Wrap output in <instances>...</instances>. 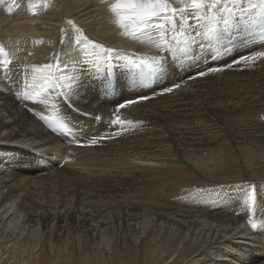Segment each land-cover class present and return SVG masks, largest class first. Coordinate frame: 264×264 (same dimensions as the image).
<instances>
[{"label": "bare ground", "instance_id": "obj_1", "mask_svg": "<svg viewBox=\"0 0 264 264\" xmlns=\"http://www.w3.org/2000/svg\"><path fill=\"white\" fill-rule=\"evenodd\" d=\"M0 1L9 23L0 30V37H18L22 42H0V250L3 244L7 248L0 264L11 263L4 260L8 249L20 250L26 245L25 257L16 264H29L27 256L44 245L46 236L61 239L65 227L99 236L100 243L108 246L109 236L126 226L140 231L141 238L154 229L171 230L178 235L177 249L188 255L184 264H264V180L257 186L258 205L246 203L248 198L240 201L243 194L239 191L237 200V189L227 186L206 202V208L201 207L206 211L170 205L166 209L154 198L143 197L145 177L172 162L164 161L171 156L167 153L171 146L177 153L208 148L212 155L220 154L219 140L210 137L216 129L213 124L234 131L243 125L234 123L233 114L240 121L243 115L264 112L262 57L246 62L228 59L226 64L232 69L211 75H198L202 71L194 67L199 62L189 67L175 61L166 70L178 50L183 51L182 46L213 54L208 67L217 62L226 34L206 44L194 43L198 35L227 32L229 24L261 31V0H252L255 6H247L246 0H218L216 4V0H206L198 11H185L169 27L152 29L139 39L124 34L131 29H122L115 22L111 5L116 0H73L70 7H76L80 16L73 21L58 20L69 31L67 53L60 55L59 65L53 64L49 72L33 75L21 73L23 60L33 59L24 58L26 39L21 36H41L35 29L41 22L53 26V15L44 22L42 10L32 13V4H43L40 0ZM169 3L178 9L189 7L188 0ZM14 4L19 5L15 15L9 12ZM225 8L231 11L224 12ZM210 16H215L212 30L203 25L210 23ZM92 36L107 42L116 37V44L105 49V45L94 44ZM240 36L247 34L242 31ZM263 47L264 43L255 47L252 56ZM81 52L92 65L85 71L75 65L81 58L75 55ZM222 54L220 57L226 56ZM223 72L235 75L225 80ZM247 75L258 86L236 90V82ZM157 81L158 85H152ZM164 81L176 90L168 100H159ZM207 120L214 121L210 132L194 129L198 124L199 128L210 126H203ZM200 152L201 158L206 157V151ZM22 235L28 236L27 243H22Z\"/></svg>", "mask_w": 264, "mask_h": 264}, {"label": "rangeland", "instance_id": "obj_2", "mask_svg": "<svg viewBox=\"0 0 264 264\" xmlns=\"http://www.w3.org/2000/svg\"><path fill=\"white\" fill-rule=\"evenodd\" d=\"M40 1H42L43 4H39L38 2L32 4V13L38 14L39 12L43 11L42 13L46 17L44 22L49 21V16L53 15L55 23L53 24V26H50L47 23H39L35 31L42 34L41 36H36L35 34L29 35V38L26 36H21L22 39H26L25 44L30 45H24L23 47L25 49L24 58L33 57V59L29 61L26 59L23 60V64L20 65L21 73L25 72L28 75H33L36 72H49L52 69L53 64H55L56 66L59 65L60 55L62 53H67V49L69 47V41L67 39L69 31L67 32L66 30H64V26L60 25L58 20L66 18L73 21L75 18L80 16V14L78 13L79 10L76 7H70L72 2H74L73 0ZM44 1L46 3H44ZM214 3H218V0H216ZM260 4L264 7V0H261ZM246 5L255 6L256 3H254V1L252 0H246ZM18 6L19 5L14 4V9L12 8L9 12H14L13 15H15V10L19 9ZM35 8L37 10H35ZM66 8L70 9V11L66 12ZM255 10L256 12L258 11V9ZM55 11L56 13H54ZM43 15L41 14V16ZM261 15L264 17V10L262 11ZM210 18V23L203 25L206 28L208 27L210 28V30H212L210 25L213 18L215 19V16H210ZM213 22L221 23L218 21ZM8 24L9 23L7 15L1 9L0 1V30L5 29ZM237 26L238 25L229 24L227 26V32H219L217 30V34L211 32L209 37H205L203 35L196 36V34H194L198 40L194 43L199 42L201 44H206L210 41H213L220 34H226L225 41H223L224 46L220 48L222 52H220L219 50L217 51L218 60L216 63L218 64L213 63L214 65L208 67L207 64L210 63L208 62V59L210 58V56H213V54H206L203 51H201L200 54L199 51H189L188 47L182 46L183 51L178 50L179 55L175 56L172 62L167 63L166 70L175 61H178V63H182L185 66L189 67L199 62L195 65L194 69L200 70L202 72H204L205 69L209 70L205 75H211V73L213 72L210 71V69L212 68L219 67L223 69L222 71L232 69L233 67L230 66V64H226V61L228 59L237 58V62H246L247 60H243L242 58L252 56V51H254L253 49L258 45L264 43V35L261 34L262 31H264V26L262 27L261 31H255L256 29L249 28L248 26L238 29ZM106 31L109 33L108 30ZM242 31L243 35L247 34L246 37L240 36ZM258 31L260 32L256 33ZM112 34L114 35L113 30ZM212 34L214 36H212ZM35 36L36 38L33 42L31 39H33V37ZM115 38L116 37L110 39L107 42L104 40H99L98 38L92 36V39L94 40L93 43H98L102 46L105 45V49H111L110 46L116 44ZM6 39H8L9 42L6 41ZM78 41L83 43L82 39H77L76 42ZM110 41H112L113 43H110ZM0 42H8L10 44L22 43L19 41L18 37L10 39V37L8 38L5 36L0 37ZM243 43H245L246 45ZM228 47L230 48L227 49ZM27 48H29L28 51ZM246 49H248V51L246 52V54H243V51ZM262 49V51H264V47ZM258 51L262 52L259 49ZM223 52L226 53V56L220 57L219 53L222 54ZM224 53L222 55H225ZM82 54L83 53L81 52L78 55H75H80L81 57L78 59L76 58L79 63H77L76 61L75 65L77 68L85 71L92 65L90 66L91 63L89 59H87L86 57L83 59ZM51 55L53 57H50ZM238 57H240V59ZM262 59H264V57H262ZM52 60L56 63H54ZM13 62H15V60ZM259 62L261 61H258V64ZM259 68H255L254 70L259 71ZM262 72L264 71H261L260 73ZM222 74L223 75L221 76V78L225 80L235 75L234 73L228 74L224 72ZM158 82L159 81L153 83L152 85H158ZM165 83L166 82L164 81V84ZM189 83V85L193 87L195 84L194 79ZM258 84L259 82H257L255 78L251 80L250 76L247 75L244 80H238L234 88H237L236 90L243 92V90L246 91L247 89H252L254 88V86H258ZM180 86L181 85H176V88ZM185 86L188 87L187 85ZM169 88H171L172 91H167V89ZM160 90L159 100H168L169 96H171L176 89L172 88L171 86L169 87V84H165V87L161 88ZM232 117L235 118L234 123L236 125L243 126L234 127L233 129L236 130L233 131L230 130L227 125H225L224 127H217V124H213L214 121L210 122L207 120V123H204L205 125H203L206 126L210 124V126H208L207 128H199V124L194 127V129L198 131L203 130V132H210L213 124L214 128L216 129L212 131V133H210V137L214 136L216 140H219L218 142H220V144H218L217 147L219 148V146H222L223 149L220 154L212 155L210 149L206 148V150H202L200 148L203 147L202 145L195 148H200L201 151L197 152L195 150L196 154L194 153L195 151H191L192 153H177L175 147L171 146L167 150V153L171 154V156L166 157L164 161L172 162H166V165L162 167L160 171L150 173L145 177L146 180L143 188V197L145 199L154 198L158 204L163 205V208H166V205H170L173 207H177L176 209H180L181 207H183L182 210H184L185 207L188 206V208H191L192 210L198 209L201 211H206L201 207L205 206L206 208L208 205V201L212 199L211 197L216 192L222 193V190L227 186L228 188L234 187L235 190L237 189V200L239 199L238 191L242 192L243 195L242 197H240V201H242V199L247 200L249 194H254V201L247 200L246 203L251 202V204L253 205H258L256 203V201H258L259 199L256 194L257 186L261 181L264 180V112H253L247 115H243L242 120L240 121L236 119L237 114H233ZM237 128H239V130H237ZM234 133H236V135L238 133L240 134H238L237 137L233 135ZM205 151L206 157L203 155V157L201 158L198 153L200 152L202 154H205ZM192 154H195L196 156L193 160H190L189 157ZM218 180L219 182H217ZM135 200L138 201L140 199L136 198ZM126 227H120V231L117 230L114 234H111V238L109 236L110 241H108V246L100 243L101 241L99 236L96 237L84 233L80 234V232H73L71 228L65 227L61 239L46 236L44 245H40L41 247L39 246L40 248H38V251H36L34 255L31 254L30 256H27L26 259L29 260V264H184L187 261L186 259L188 258V255L183 253V250L177 249L179 240L175 237H178V235H175V233L171 232V230L163 228L161 230L155 231L153 227L154 231L152 230L151 233L148 232V235L146 233L145 236L141 238L140 231H136V229L133 227H131L130 229ZM21 238H23L22 243H27V235H22ZM50 245H52L51 249ZM27 247L28 246L26 245L25 248ZM6 249L4 248L3 244V249L0 250L2 254H0V256H4L3 252ZM24 249H8V251L6 252L7 257L4 260H10V264H16L17 261H21V259L25 257L22 255L24 254ZM187 251L190 252L191 249L188 248ZM189 255L190 257L192 256L191 253Z\"/></svg>", "mask_w": 264, "mask_h": 264}, {"label": "snow or ice", "instance_id": "obj_3", "mask_svg": "<svg viewBox=\"0 0 264 264\" xmlns=\"http://www.w3.org/2000/svg\"><path fill=\"white\" fill-rule=\"evenodd\" d=\"M206 4V0H188V8H175L169 0H116L111 5V11L116 15V23L122 29H131L124 34L132 36L134 39L150 35L152 29H165L171 25L172 20L182 15L185 11H198ZM224 12H230V9H223ZM264 35V31L261 33ZM256 56L264 57V51L254 54V56L243 57V60H251ZM222 68H212L210 71H221ZM206 73L201 72L198 75L203 76ZM169 88L167 91H171ZM142 99H147L146 97ZM134 101H128L133 103ZM119 108L124 105L118 106ZM115 123V121H114ZM254 194H249L248 200L254 201ZM255 226V225H253Z\"/></svg>", "mask_w": 264, "mask_h": 264}]
</instances>
